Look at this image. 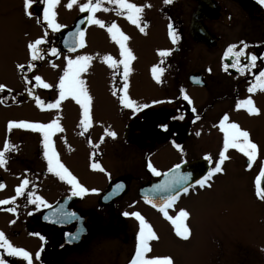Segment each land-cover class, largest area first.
I'll return each instance as SVG.
<instances>
[{"label": "flooded vegetation", "instance_id": "obj_1", "mask_svg": "<svg viewBox=\"0 0 264 264\" xmlns=\"http://www.w3.org/2000/svg\"><path fill=\"white\" fill-rule=\"evenodd\" d=\"M41 1V5L33 3L30 11L38 24L45 28L47 21L43 20V8L47 4L46 0ZM128 2L138 6L150 5L144 7L142 12L143 23L140 26L146 25L145 31L141 32L140 26L133 25L127 19V10L107 2L108 6L100 7L104 15L99 17L104 21L103 28L106 30H99L97 34L104 43L102 49L116 61L122 57L108 27L114 22L129 37L126 45L135 59L129 63L127 94L137 104H147L148 107L134 111L120 103L119 96L123 93L119 90L124 84L123 66L114 68L106 62V78L99 80L90 95L91 127H81L82 114H43L19 118L33 123H50L53 119H59L63 132L54 133L52 140L60 162L81 185L98 191L73 196L72 186L48 171L42 133L31 129H11L13 141L7 143L10 148L5 152L6 163L0 165V184L3 185L0 187V200L10 201L7 205H0V231L14 247L30 252L33 264H130L134 258L139 222L134 217H125L124 212H139L143 217L146 211L151 212L158 220L170 225L169 231L174 236L171 221L164 217L160 208L151 206L143 199L142 191L167 179L169 176L165 174L174 170L177 164L181 169L174 171L173 175L177 172L191 173L193 187L187 193L183 192L180 184L171 187L179 191V195L172 208L168 209L169 215L176 216L179 200L190 194L207 195L215 188L221 190L224 186L222 182L242 179H246L254 189V193H251L253 217L257 221L258 214H264V200L256 195V181L261 173L257 165L258 151L257 157L249 161L238 149L229 148L225 152L227 159L222 164L223 172L211 177V186H195V180L206 175L208 169L218 161L219 153L224 151V133L219 123L225 114L229 116L228 123H237L242 130L249 132L250 140L256 143L252 129L239 123L242 116L247 119L254 114L236 105L241 100L251 98L254 107L259 109L258 114L264 113V90L247 91L256 83L255 77L259 71L264 70V59H261L264 57V5L259 0H173L171 4H165L164 0ZM201 3L205 9L200 23L215 38L210 41H215L213 45L197 40L192 34L193 16ZM229 5L233 8V14L226 12ZM213 8H218V11L213 12ZM83 13L96 17V12L86 10ZM226 21L236 29V40L227 44L224 43L223 28L230 25ZM169 24L174 26L179 37L175 44L169 36ZM91 25L87 23L84 31L85 46L87 30ZM45 30L41 37L45 43L38 47L46 51L40 52L42 59L32 60L30 50L28 64L33 67H29L26 80L21 82L30 103H37V97L44 101V94L55 93L59 96L58 83L45 89L35 81V77L40 76L43 64L78 53L85 47L63 52L58 48V35L49 28ZM241 41L248 45L244 49L245 56L240 58L238 67H232L233 58L226 57L225 52L232 44L237 45L234 51H239L243 47ZM51 48H56L58 54H53ZM196 49L205 52L220 50L222 63L219 70L213 74L208 68V72L196 69L179 82L177 74L184 68V58L188 62L189 55ZM161 50H171L170 55L161 57ZM251 55L257 56L255 65L251 64ZM244 65L247 68L242 73L238 68ZM154 66L163 68L159 81L150 76ZM145 72L150 76L151 92H155L150 97H141V85L135 79L136 74L140 77ZM192 73L201 77L202 84L194 85L189 80ZM29 89H32L31 93ZM114 90L117 95H113ZM184 94L191 103L183 99ZM197 116L199 119H196ZM106 130L114 131L116 136H107ZM197 132L200 135H196ZM214 135L218 143L211 142ZM4 150L5 144L0 145V151ZM207 156L211 157L210 161L205 159ZM149 162L161 175H155L148 168ZM93 163L100 164L105 171L92 168ZM261 168H264V163ZM25 179L29 184L17 196L16 188ZM116 184L122 185V188L113 192ZM261 187H264V178H261ZM29 192L42 197L46 204L28 203ZM109 193L112 194L105 200ZM12 198H15L14 201ZM8 207H15L16 211L9 212ZM62 211L75 213L76 218L64 217ZM81 227L86 229L81 239L69 243V234ZM34 233H39L44 239L41 240ZM38 251L40 257L37 259L35 254ZM0 256L8 264H27L22 258L8 256L6 249H0Z\"/></svg>", "mask_w": 264, "mask_h": 264}, {"label": "rangeland", "instance_id": "obj_2", "mask_svg": "<svg viewBox=\"0 0 264 264\" xmlns=\"http://www.w3.org/2000/svg\"><path fill=\"white\" fill-rule=\"evenodd\" d=\"M70 2L71 0H58L53 9L56 12V22L64 27L60 30L45 28L59 33L83 13L80 11L82 4L89 2L94 4L95 0H75L69 8ZM24 3L25 0H0V85H4V89L0 90V99L2 98L4 104L13 103L6 106L0 100V145L13 141L11 129L8 128L11 121L19 122L23 121L19 118L43 114H82V108L72 97L62 100L59 108H47V103L59 99L55 93L44 94V107L30 103L25 95L21 100L15 99L19 96V94L15 95V92L25 89L17 70H20L18 65L25 64L30 58V49L27 45L43 37L46 31L34 16L30 18L25 14ZM37 3L41 5L42 1L38 0ZM105 5L108 6L106 1L100 7ZM226 12L233 14L232 6L229 5ZM101 15L104 14L99 8L96 11V18L99 19ZM109 15L110 20L111 14ZM225 23L230 25L228 28H223L224 43L227 44L236 40V29L228 21ZM99 30L106 29L92 24L87 30V44L81 51L43 64L40 69L42 81L52 86L59 84L67 67V58L75 59L78 55H88L92 59L88 63L87 70L80 74V78L84 80L91 95L92 88L99 83V80L106 78L107 61L104 58L107 53L102 49L104 43L97 34ZM219 55L220 50L205 52L196 49L191 56L189 55L188 62L184 58V68H178L179 82L196 69L205 72L211 69L212 73L216 74L219 64L222 63ZM178 57L180 58V55ZM24 73L25 71L22 72ZM150 76H153L152 72ZM150 76L147 72L140 77L138 74L135 76L141 85V97H150L155 93L151 92ZM239 123L243 126L248 125L252 129L258 146L257 165L260 171L264 163V113L254 114L247 119L242 116ZM215 135L211 142L218 143L219 140H215ZM222 184L224 186L221 190L215 188L207 195L190 194L179 200L176 214L178 215L182 209L190 213L185 220L191 230L187 240L176 234L172 236L169 231L170 225L158 220L155 214L148 211L143 213L157 237L149 242L151 248L149 255L169 256L174 264H264V214L259 213L257 221L253 217L251 193H254V189L246 179L225 181ZM138 227L139 224L137 229Z\"/></svg>", "mask_w": 264, "mask_h": 264}, {"label": "snow or ice", "instance_id": "obj_3", "mask_svg": "<svg viewBox=\"0 0 264 264\" xmlns=\"http://www.w3.org/2000/svg\"><path fill=\"white\" fill-rule=\"evenodd\" d=\"M38 2V0H36ZM105 0H95V3H84L80 7L81 12H85L86 10L89 12H96L102 3H104ZM108 3H112L114 5H118L120 9L127 10V19L133 24L140 26L142 21V12L144 7H150V5H142L138 6L134 3H129L128 0H107ZM34 0H25L24 8L26 15L32 16V12L30 11L31 6L33 5ZM58 3V0H46L47 7L43 8V20L47 21V27L53 29V30H60L64 27V25H61L56 22V12L53 10ZM73 3H75V0H71V2L68 4V7L71 8ZM165 4H171L173 3V0H164ZM259 3L261 5H264V0H259ZM105 11L107 9H104ZM84 21H82L83 23ZM86 22L91 24L100 25L101 27H104V21L97 19L94 15H88L86 17ZM146 26V25H145ZM145 26H140V31H145ZM169 36L171 37L172 42L175 44L178 40V34L174 30V26L172 24H169ZM108 32L111 34V38L116 41V43L119 45L120 49V56L122 57L121 60L116 61L113 59L112 56H106L104 59L110 64V66L116 68L119 65L123 66V80L124 84L123 87L119 90L123 94L119 96L120 103L129 109H133L134 111H138L141 107H148L147 104L145 105H139L136 101L129 98L127 94L128 84V74H129V63L133 59H135L131 49L126 45V41L129 39L127 35H125L116 25V23H111V25L108 27ZM69 36H74L75 39L70 44L71 51H75L77 48H82L85 46V33L82 29L77 30L75 33H69ZM45 43L43 38L36 39L34 42H31L27 45V47L31 50L32 53V60H38L42 59V56L40 55L41 51H46V49H41L38 46L43 45ZM65 43L68 44V41L65 40ZM240 44L243 45V47L239 51H234V49L237 48L236 44L229 45L227 51L225 52V56H231L233 58L232 67H238L240 58L245 56L244 49L248 47V45L241 41ZM171 50H161L159 52V55L161 57H167L170 55ZM51 52L53 54H58L56 48H51ZM92 59L91 56L88 55H78L75 57V59L67 58V67L64 69V74L59 80L58 88H59V99H57L55 102H49L47 103V108L49 109H56L59 108L60 102L64 100L66 97H72L76 103L82 108V119L80 121L81 127L87 129L91 127L92 125V115H91V105H92V97L89 95L88 89L85 85V82L83 79L80 78V74L85 72L88 67L89 61ZM261 59H264V57H261ZM250 61L252 65H255V62L257 61L256 55H251ZM18 67L23 70L25 68V65L21 64L18 65ZM28 67H33V65L29 64ZM247 68V65H244L242 67H239L238 70L240 72H244ZM163 72V68L154 66L152 68V74L154 78L159 81L160 80V74ZM195 79V78H194ZM256 83L248 87V92H254L258 88L264 90V70L259 71L258 75L255 77ZM35 81L41 85L43 88H51L52 85L44 83L40 76L35 77ZM4 89V85H0V90ZM32 89H29V93H31ZM183 91V90H182ZM113 95H117V91H113ZM183 99L186 101L189 100V97L184 94ZM36 102L41 107L45 106V102L40 100L38 97L36 98ZM158 102V101H156ZM154 102V103H156ZM237 108H247L248 112L250 114H258L259 109L254 107V102L251 98L241 100L236 105ZM193 112H195V109H192ZM183 119V116L180 117ZM196 119H199V116L196 117ZM229 116L225 114L223 118L220 120L219 127L224 133V141H223V148L224 151H221L219 153V159L215 163L214 167H211L208 169L207 174L204 175L200 179L195 180V186L199 187H210V179L213 175L217 173H222L223 168L222 164L224 163L225 159L227 157L225 156V152L229 149H238L241 153H243L249 161L254 160L257 157V151L258 146L256 143H253L249 138V132L242 130L240 126L237 123H228ZM8 128H19V129H31L35 132L42 133L43 135V149H44V156L47 159L48 164V171L55 173L56 176L60 178V180L67 181L68 184L72 186V195L73 196H82L86 192H97V189H87L83 185H81L77 178L72 175V173L60 162L56 150L53 147V134L56 132H63V129L60 126L59 119H53L50 123H33V122H27V121H11L8 124ZM106 135L110 137H115L116 133L114 131H108L106 130ZM196 135H200L199 132L196 133ZM103 139V138H102ZM178 148L179 145H176ZM10 148L9 144H5V150L0 151V165L5 164V152L8 151ZM207 160H211L210 156L205 157ZM92 168L99 169L100 171H105L100 164L93 163ZM148 168L157 176L161 175L159 171L156 170V168L153 167V165L149 162ZM180 165H175L174 170H169V173H166L165 175L169 176V180L165 181L163 184L154 186L156 189L161 188H171L175 184H180L183 192L187 193L190 187H193L191 184H187L186 182L191 179V173L188 174H180L177 172V174L173 175V172L176 170H179ZM261 178H264V168L261 169L260 177H258L256 184V195L259 199L264 200V187H261ZM29 184V181L25 179L22 184H20L16 188L17 196H19L25 187ZM0 187H3L2 184H0ZM122 188V185L116 184L113 188V192H117L119 189ZM112 193H109L104 197L105 200L109 199V196ZM179 195V191L169 194L166 197H163L158 203L160 205V211L163 212L164 216L171 221L172 225L174 226L175 234L182 238V239H189L191 235V230L189 226L185 223L186 218L189 217L190 213L186 210H180L178 215L171 216L169 215L168 209L173 206L175 201L177 200V197ZM15 198H12L14 201ZM145 199L153 204V206H156L155 203H153V199L149 196H146ZM27 202L33 205H45L46 202L43 200L42 197L36 196L35 193L29 192L27 194ZM9 200H0V205H7L9 204ZM7 211L9 212H15V207H8ZM62 216L64 217H70L75 219L76 214L71 212H61ZM123 215L125 217L131 216L134 217L139 222L138 227V235L136 237L137 244L135 247L134 252V258L130 260V264H174V261L169 256H150L149 253L151 252L150 248V241L153 239H156V234L152 229V226L145 220V218L139 213V212H124ZM45 219H48V217H45ZM86 232V229L83 227L79 228L75 233L69 234V243L78 241L81 239V235ZM34 235L40 236L39 233H34ZM40 239L43 240L44 238L40 236ZM0 249H6L7 255L10 257H18L22 258L27 262V264H33V257L30 252L25 250L21 247H14L12 243H10L6 238L5 234L0 231ZM36 258L38 259L40 257V252L38 251L36 254ZM0 264H8V262L0 256Z\"/></svg>", "mask_w": 264, "mask_h": 264}, {"label": "water", "instance_id": "obj_4", "mask_svg": "<svg viewBox=\"0 0 264 264\" xmlns=\"http://www.w3.org/2000/svg\"><path fill=\"white\" fill-rule=\"evenodd\" d=\"M205 7L203 6V4H200V7L198 9V11L194 14L193 16V21L191 24V30H192V34L194 35V37L197 40H203L205 42H208L210 45H213L215 43V41L213 40V42H210L212 39H215L212 35L209 34V32L207 31V29L200 23V18L203 15ZM218 8H213V12H217ZM213 17V16H212ZM215 17H217V14H215ZM82 21H84L82 23ZM85 25H86V15L83 14L81 15L78 20L75 22V24L71 27L65 28L61 33H60V37H59V47L62 50H71L70 49V44L73 42V40L75 39L74 36H69V33H75L77 30H84L85 29ZM65 40L68 41V44L65 43ZM195 78V79H194ZM190 80L195 83V84H202V82H200V78L197 77L196 75H191L190 76ZM180 170V169H179ZM167 180V179H166ZM191 183V182H189ZM147 189V188H146ZM163 191V189H156L155 187H152L148 190H143L142 194L144 196V198L146 196H149L153 199V203L156 204V206H160L159 205V201L163 198L168 196L169 194L173 193L172 189H168L165 191V194L160 196L159 194ZM146 200V199H145ZM147 201V200H146ZM148 202V201H147ZM151 204V203H150ZM153 205V204H152Z\"/></svg>", "mask_w": 264, "mask_h": 264}]
</instances>
